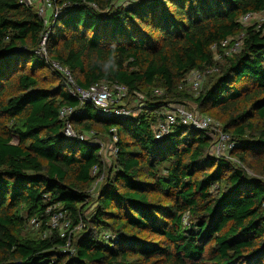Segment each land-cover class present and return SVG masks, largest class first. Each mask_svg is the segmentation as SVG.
I'll use <instances>...</instances> for the list:
<instances>
[{
	"label": "trees",
	"instance_id": "1",
	"mask_svg": "<svg viewBox=\"0 0 264 264\" xmlns=\"http://www.w3.org/2000/svg\"><path fill=\"white\" fill-rule=\"evenodd\" d=\"M118 1L57 0L47 26L35 6L0 0V264H264V20L241 23L264 0ZM113 46L115 71L103 67ZM51 63L84 90L124 86L139 112L80 105ZM189 104L236 144L229 158L211 155L208 131L155 139L170 106ZM65 107H81L69 121L92 140L65 137ZM114 136L109 165L94 140ZM55 213L84 230L51 231Z\"/></svg>",
	"mask_w": 264,
	"mask_h": 264
},
{
	"label": "built area",
	"instance_id": "2",
	"mask_svg": "<svg viewBox=\"0 0 264 264\" xmlns=\"http://www.w3.org/2000/svg\"><path fill=\"white\" fill-rule=\"evenodd\" d=\"M57 0H19V4L24 7H33L35 4H38L37 11L39 16L44 20L45 25H49L50 18L52 16L55 19L60 15V9H57L54 4ZM256 15H246L241 18V23L247 26L249 20L253 19ZM251 22V21H250ZM50 31L46 34L45 40L42 43V52L45 53V41L47 37L50 35ZM240 46V43L236 44L232 49V52L237 51ZM51 67L54 68L57 72L64 74L68 82V91L69 93L79 99L80 105L84 103H91L97 110V112L105 117V118H118V119H127L133 114H137L139 109H135L136 111L131 110L124 103V99L128 93V90L124 86H120L117 84H111L106 81H102L91 86L88 90H84L76 85L72 75L70 72L63 67H61L57 63H51ZM211 73V71H208ZM205 80V75L194 71L190 74L187 79V83L191 86L192 90L199 91L202 87L203 81ZM82 113L81 107L77 108H62L60 111V119L65 120V131L64 135L67 139L71 140H79L86 141L92 140L94 137L93 133L90 134H80L77 133L70 123V118L76 117ZM182 125L185 127L192 128L194 130L208 131L211 134L217 133L214 137V146L212 151L216 157H224L229 158L230 152L236 147V144L231 141V139L223 134L220 131V124L214 121L213 119L201 116L200 114L190 111L181 105H171L168 111L164 114L163 121H160L156 127H154L155 139L158 141L163 140L168 135H170L176 125ZM97 145L101 148V155L106 156L108 153L111 156H115L117 154V148L114 143L117 142V137L114 136L112 141L109 142H101L94 140ZM105 161V159L103 158ZM99 169L94 168L92 171L93 176L98 175ZM105 179V173L99 177L94 186L98 181H102ZM50 211V210H49ZM32 229H39L40 222L38 219L31 220ZM73 224L71 221L62 213H55L52 215L50 221V229H57L60 234L64 237L66 233H77L78 231L85 228V224L83 222L79 223L72 229ZM47 236V233L44 234V238ZM106 238H110V240H114L111 234H107ZM70 245V241L68 243ZM18 264H21L20 262Z\"/></svg>",
	"mask_w": 264,
	"mask_h": 264
},
{
	"label": "rangeland",
	"instance_id": "3",
	"mask_svg": "<svg viewBox=\"0 0 264 264\" xmlns=\"http://www.w3.org/2000/svg\"><path fill=\"white\" fill-rule=\"evenodd\" d=\"M147 1H151V0H147ZM118 2H120V3H118L119 5H124V4H130L131 3V1L130 0H119ZM35 7H38V4H35L34 5ZM37 9V8H36ZM264 20V13H262V14H258V15H256V16H254L253 17V19H251V20H249V24L248 25H253L254 23H261L262 21ZM251 21V22H250ZM215 60H217V61H220L221 59H220V57L218 56V55H216L215 56ZM206 80V79H205ZM204 82L205 81H203V84H204ZM202 89V88H201ZM191 93L192 94H194V95H197L199 92L198 91H195V90H192V88H191ZM128 106V105H127ZM141 105H139L137 102H135V101H132L131 102V104H129V108H131V110H133L134 108H139ZM186 109H188V110H190V111H193V112H196V107H195V105H193V104H189V106L187 107V106H184ZM197 113V112H196ZM133 115H135V114H133ZM137 115V114H136ZM215 134H217V133H215ZM215 134H212V136L213 137H215L216 135ZM212 137V138H213ZM211 155H214V152L211 150ZM215 156V155H214ZM113 156H111V154H107L106 156H104L103 155V158L105 159V162L107 163V164H109L110 165V163H111V158H112ZM104 182V180H102V181H98L97 182V184L95 185V186H93V188H92V192L94 193V196H95V198L98 196V192L100 193V189H101V187H100V189H99V186L102 184ZM104 184V183H103ZM102 184V185H103ZM93 208V207H92ZM91 208V209H92ZM90 213V212H89ZM84 229H82V230H80V231H78L79 233L80 232H82Z\"/></svg>",
	"mask_w": 264,
	"mask_h": 264
},
{
	"label": "clouds",
	"instance_id": "4",
	"mask_svg": "<svg viewBox=\"0 0 264 264\" xmlns=\"http://www.w3.org/2000/svg\"><path fill=\"white\" fill-rule=\"evenodd\" d=\"M117 53L115 51V46L112 47V52L107 61L103 64L105 69H110L111 71H115L118 68L117 62Z\"/></svg>",
	"mask_w": 264,
	"mask_h": 264
},
{
	"label": "water",
	"instance_id": "5",
	"mask_svg": "<svg viewBox=\"0 0 264 264\" xmlns=\"http://www.w3.org/2000/svg\"><path fill=\"white\" fill-rule=\"evenodd\" d=\"M24 48L17 49V52H23Z\"/></svg>",
	"mask_w": 264,
	"mask_h": 264
}]
</instances>
